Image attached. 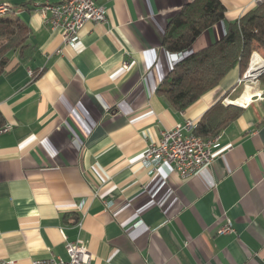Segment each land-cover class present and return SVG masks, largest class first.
<instances>
[{
	"label": "crops",
	"instance_id": "crops-1",
	"mask_svg": "<svg viewBox=\"0 0 264 264\" xmlns=\"http://www.w3.org/2000/svg\"><path fill=\"white\" fill-rule=\"evenodd\" d=\"M62 1L0 0L10 4L2 14L30 28L32 54L12 51L0 74V110L12 127L0 132V259L67 260L68 242L80 239L91 264H264V71L245 101L230 103L244 110L219 133L211 164L187 179L171 165L147 169L142 156L163 130L199 124L218 101L243 95L240 67L176 111L158 87L181 57L163 42L193 0H98L107 18L87 22L76 46L48 22L46 5ZM221 1L225 19L187 54L258 4ZM228 218L235 230L221 234Z\"/></svg>",
	"mask_w": 264,
	"mask_h": 264
},
{
	"label": "trees",
	"instance_id": "trees-1",
	"mask_svg": "<svg viewBox=\"0 0 264 264\" xmlns=\"http://www.w3.org/2000/svg\"><path fill=\"white\" fill-rule=\"evenodd\" d=\"M226 7L221 0H193L175 13L164 36V46L170 52L183 53L174 67L162 79L159 94L176 111H183L208 92L233 68L239 66L242 76L248 69L253 54V43L264 48V1L230 22L225 35L206 49L187 54L198 36L214 24L225 19ZM31 30L20 18L0 14V74L5 72L10 53L19 50L23 58L30 57L28 42ZM261 57L264 54L256 49ZM255 56L260 65L264 61ZM264 83V73L260 76ZM238 105L215 103L204 114L195 133L204 139L223 131L243 113ZM6 118L0 110V128Z\"/></svg>",
	"mask_w": 264,
	"mask_h": 264
},
{
	"label": "built area",
	"instance_id": "built-area-1",
	"mask_svg": "<svg viewBox=\"0 0 264 264\" xmlns=\"http://www.w3.org/2000/svg\"><path fill=\"white\" fill-rule=\"evenodd\" d=\"M264 0H256L257 3ZM9 3H0V14L9 10ZM46 9L51 13L48 22L52 28H60L63 41L71 46H76L80 40V30L89 21L103 23L107 18L106 9L98 4V0H64L60 3H48ZM183 53H179L181 57ZM255 52H253L250 67L239 79L240 83L255 81L264 71V65L254 75H249ZM129 62H124V67H129ZM223 102L233 103L229 97ZM198 122L187 119L184 123H177L171 128L161 132L159 139L149 144L142 156V164L150 170H156L162 165H171L181 176L187 179L199 173L205 166L214 160L215 148L220 145V134L204 139L197 135L195 130ZM11 126H4L0 132L9 131ZM232 149V145L225 148ZM111 204V202H109ZM138 221L135 226H139ZM233 222L228 218L219 232L221 234L234 232ZM68 259L61 257L50 259H37L33 264H91L93 254L82 240L68 242ZM0 264H15L14 260L0 259Z\"/></svg>",
	"mask_w": 264,
	"mask_h": 264
},
{
	"label": "bare ground",
	"instance_id": "bare-ground-1",
	"mask_svg": "<svg viewBox=\"0 0 264 264\" xmlns=\"http://www.w3.org/2000/svg\"><path fill=\"white\" fill-rule=\"evenodd\" d=\"M256 55L260 57V55L258 53H255V56ZM254 61H256V60H253V62H252L251 68L249 70V75L256 74L259 71V68H261L263 66V65H260L257 61H256L257 63ZM254 87H256L255 82H251V81L247 82L246 86H245V91L243 92V95L238 100H235L233 102L234 103H241L242 101H245L246 98H248V96L250 95V93L254 92Z\"/></svg>",
	"mask_w": 264,
	"mask_h": 264
},
{
	"label": "rangeland",
	"instance_id": "rangeland-1",
	"mask_svg": "<svg viewBox=\"0 0 264 264\" xmlns=\"http://www.w3.org/2000/svg\"><path fill=\"white\" fill-rule=\"evenodd\" d=\"M231 105V104H230Z\"/></svg>",
	"mask_w": 264,
	"mask_h": 264
}]
</instances>
